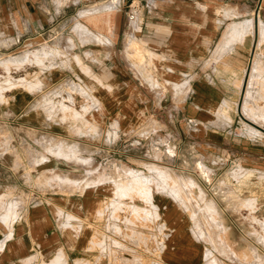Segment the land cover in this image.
Wrapping results in <instances>:
<instances>
[{"label": "crops", "instance_id": "obj_1", "mask_svg": "<svg viewBox=\"0 0 264 264\" xmlns=\"http://www.w3.org/2000/svg\"><path fill=\"white\" fill-rule=\"evenodd\" d=\"M263 11L264 0H148L130 28L122 0H0V55L45 40L54 25L74 43L70 63L38 69L40 88L27 80L0 101V127L13 142L6 153L0 145V264H48L58 251L64 264H207L209 248L175 194L153 187L155 209L139 195L122 197L110 181L34 190L22 142L58 138L77 148L74 158L96 159L109 131L173 120L191 150L230 145L257 166L264 153ZM257 56L260 75L246 112ZM36 151L45 158L39 165L53 160L77 180L79 162L40 145ZM148 209L155 219L146 227ZM241 242L233 241L239 249ZM243 246L256 254L255 242ZM213 256L214 264H239Z\"/></svg>", "mask_w": 264, "mask_h": 264}, {"label": "rangeland", "instance_id": "obj_2", "mask_svg": "<svg viewBox=\"0 0 264 264\" xmlns=\"http://www.w3.org/2000/svg\"><path fill=\"white\" fill-rule=\"evenodd\" d=\"M263 16L264 11L260 15L264 20ZM258 26L259 45H262L264 22L260 20ZM73 47L70 35L64 37L61 28L54 25L46 31L45 40L0 55V101L7 102L10 91L25 86L27 80L40 88L38 69L56 66L58 60L70 63L69 52ZM259 61L257 56L252 66L244 103L246 112L251 102L248 94L258 84ZM177 125L173 120L150 119L126 133L111 130L96 159L88 154L74 158L77 148L58 138L22 142L25 155L34 165L33 188L40 192H68L61 186L78 183L73 189L80 191L83 187L110 181L109 185L115 186L122 197L140 196L157 209L152 197V189L156 187L175 194L190 212L193 224L209 248L207 264L216 263L213 253L231 263L235 260L239 264H264V153L257 166H253L242 151L230 145L219 151L196 152L189 148L187 136ZM12 143L8 131L0 127V145L5 153L11 151ZM39 145L54 155L79 162L80 171L73 175L79 182L70 179L69 174L61 175L53 160L39 165L45 159L38 157ZM142 219L148 227L155 217L148 209ZM163 234L162 230V239ZM235 239L242 241L240 249L234 246ZM248 240L257 245L256 254L243 246ZM57 253L48 264H64V254Z\"/></svg>", "mask_w": 264, "mask_h": 264}, {"label": "built area", "instance_id": "obj_3", "mask_svg": "<svg viewBox=\"0 0 264 264\" xmlns=\"http://www.w3.org/2000/svg\"><path fill=\"white\" fill-rule=\"evenodd\" d=\"M122 1L126 2L127 16H128V21L130 23V24H128V27L131 28L132 22L139 19L140 14H141L143 8L146 6L148 0H122ZM52 27H50L48 29V31L51 30Z\"/></svg>", "mask_w": 264, "mask_h": 264}, {"label": "bare ground", "instance_id": "obj_4", "mask_svg": "<svg viewBox=\"0 0 264 264\" xmlns=\"http://www.w3.org/2000/svg\"><path fill=\"white\" fill-rule=\"evenodd\" d=\"M58 254V253H57ZM59 256V255H58ZM54 261V260H53Z\"/></svg>", "mask_w": 264, "mask_h": 264}]
</instances>
